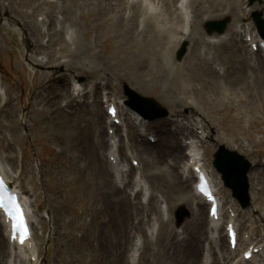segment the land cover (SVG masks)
<instances>
[{"label": "rangeland", "instance_id": "374dc122", "mask_svg": "<svg viewBox=\"0 0 264 264\" xmlns=\"http://www.w3.org/2000/svg\"><path fill=\"white\" fill-rule=\"evenodd\" d=\"M32 1L36 3L0 0V78L7 90L6 96L11 97L6 102L0 97V135L4 122L9 121L19 136V144L12 150L15 157L9 159L14 162V168L6 167L29 197V207L34 210L32 239L38 247L37 263L73 264L75 259L84 264H158L157 256L148 248L150 238H155L157 234L162 235V244L170 248L178 247L185 252L181 256L183 261H203L202 255L209 246L207 206L200 213L197 199L189 197L195 177H191L190 166L187 170L189 175L183 173V164L187 159L184 139L187 137L201 141L202 162L205 169H213L212 178L221 186L223 208L236 211L239 237L252 229L253 237L262 239L264 53L252 48L244 34L248 24L251 26L249 31L258 34L252 13L261 10L264 18L263 0H255L252 5L247 3L248 0H187V20L180 12L181 0H149L153 3V10L146 14L140 1L136 0L138 13L133 28L128 29L135 43L126 39L121 30L123 26L114 24L113 21L119 17L117 12L104 11L114 0H100L98 6L93 5L92 0L89 3L79 0L76 4L74 0H56L52 8L43 0ZM5 6L6 10L3 9ZM231 7L240 8L243 12L236 15L230 10ZM18 8L32 14V24L37 22L40 28L63 30V37L68 40V50L79 52L70 67L59 64L61 60L68 59L65 56L57 61L49 60L45 65L36 63L35 57L41 54L34 51V27L25 21ZM49 10L55 14L52 23L46 21L45 14ZM67 10L72 11L78 20L77 27L70 19L57 18L66 14ZM100 12L103 13L100 15ZM127 14L128 9L125 16ZM225 15L231 17V22L223 35L229 32L231 26L238 27L241 32L231 40L233 43L222 42L221 46H214L208 39L222 34L208 35L203 28L204 23ZM148 20L155 23L149 31L146 28ZM182 26L186 28V34L180 31ZM140 31L147 33L152 62L159 57L167 66L163 77L149 87L141 85L135 75L136 67L142 65L135 52L142 46L136 43ZM113 33L117 44L115 51H111L106 42V36ZM47 39V35L43 36L42 42ZM183 40L189 43L188 51L178 61L175 52ZM54 46L58 47L57 44ZM194 54L209 57L214 65L218 63L216 67L228 70L231 79L236 78L224 86L225 96L217 93L219 85L216 79L211 80V88L201 89L197 77L191 81L178 78L177 67L193 59ZM198 65L195 63L193 66L195 74L199 72ZM79 69H86L90 74ZM40 71L45 73L44 78L37 77ZM60 73L68 75L65 82L67 86L70 84L69 89L72 82H76L86 90L85 98H81L85 104L82 107L87 109L71 114V129L77 134L65 144H56L41 133L39 124L42 111L39 109V97L35 96L36 90L45 87ZM94 77L101 82V88L96 91L90 90ZM105 79L108 80L107 84L104 83ZM122 80L141 94L154 96L169 110V114L152 121L143 120L126 104ZM245 81H250V85ZM84 83L86 86H83ZM200 92L218 101L234 102L236 106L232 115L239 117V121L231 122L212 112L210 104L202 102ZM111 97L126 108L123 125L111 124L117 140L118 157L131 168L122 173L120 184L116 182L107 159L110 138L105 105ZM192 123H200L201 127L194 129ZM159 125L166 127L165 132L160 130ZM131 130H134V134ZM165 135H169L170 140L166 145H160L158 140ZM218 143L236 149L254 163L248 174L251 205L247 208L240 207L212 165ZM7 150L0 140V152L6 153ZM21 156L23 169L33 176L36 184L34 190L31 189L33 182L25 178L27 175L19 174ZM132 157L137 165L132 164ZM69 166L73 168L72 172L68 171ZM95 167L100 170L96 171ZM69 174L73 175L72 184L66 180ZM136 175L144 181L147 195L142 189L135 190ZM60 177L65 182L63 196L51 205L46 191L54 187L53 179ZM119 185L125 189L119 188ZM124 192L127 195L122 194ZM163 205L164 210L161 209ZM179 205H184L189 214L177 226L176 209ZM94 211L100 215L94 214ZM120 230L124 234L122 250L113 244V238ZM96 232L100 233V242L94 240ZM178 233L179 238L186 236L179 244ZM136 241L139 242L138 252L131 256L129 249ZM215 244L216 257L218 252H227L228 242L223 225L219 228ZM10 254L4 225L0 222V264H8Z\"/></svg>", "mask_w": 264, "mask_h": 264}, {"label": "bare ground", "instance_id": "6f19581e", "mask_svg": "<svg viewBox=\"0 0 264 264\" xmlns=\"http://www.w3.org/2000/svg\"><path fill=\"white\" fill-rule=\"evenodd\" d=\"M13 1V0H11ZM34 2L32 0H27V2ZM79 0H74L75 4ZM83 1V0H82ZM89 3V0H85ZM114 0V2H109V4L106 6L105 10H111L114 12H117L118 18H116L113 22L116 25L123 26L121 29L122 32L125 34L126 39L131 42L135 43V40L132 39V36L129 32L128 29H132L134 26V19L137 16L138 10L136 9V0H131V3L129 0ZM140 1V4L142 6V11L144 14L150 13L153 10V3L150 2L149 0H137ZM186 1L187 0H181L180 2V9L181 13L187 20V12H186ZM44 3H46L49 7H53L56 3V0H43ZM93 5L98 6L100 5V0H92ZM40 3V2H39ZM35 6V5H34ZM71 8V7H70ZM4 10L7 9L5 6L3 8ZM69 9V8H68ZM128 9V14L125 16V10ZM231 11H233L236 15H238L240 12H243L240 10V8H235L231 7ZM103 11V12H104ZM18 12L25 17V21L29 23L31 26L34 28L35 32V42H36V47L34 51L38 54H41L39 57H35V61L38 64L45 65L49 60L52 61H57L60 57L65 56L68 59L67 60H61L59 64H63L65 67H70L73 63L74 57L79 55V52H73L68 50L67 44L68 40H66L63 37V30L61 28H40L39 24L37 22H33L32 24V14H28V12L23 9V8H18ZM102 12V13H103ZM100 12V15L102 14ZM3 15V14H2ZM46 21H49L50 23L54 22V12L53 11H48L46 14ZM57 17V16H56ZM29 18L28 20H26ZM59 19H70L71 22L75 25V27L78 26V20L76 17L73 16L72 11H68L67 13L64 14L63 16L57 17ZM107 20H104L106 22ZM103 22V21H102ZM102 24V23H100ZM154 28L155 23L153 21L148 20L146 23V28L149 31L151 28ZM247 31L245 32L244 36L249 40V44L252 45L256 42H259V38L257 34L250 33L249 29H246ZM180 31L183 34H186V28L182 26L180 28ZM241 31L240 29H237L236 27L233 28V26L230 27L229 32L225 34V36H221L218 39L211 38L209 40L214 46H221L222 42H229L233 43V39L236 37L238 32ZM48 36V39L46 42H42V37L43 36ZM251 37V38H250ZM232 40V41H231ZM106 42L107 46L110 47L109 49L111 51H115L117 48V44L114 39V33L113 35L109 34L106 36ZM217 42L219 44H217ZM74 43V42H73ZM141 46V49L138 50L136 49L135 52L137 53L136 55L138 56L139 62L142 63V65H139L136 67L135 70V75L137 79L139 80V83L141 85H149L152 84V82L157 81L159 77H163V75L166 73L167 66L164 63L163 59L156 57L154 58L153 62L149 58L150 55V46H149V41L147 38V33L139 32L138 33V38L137 42ZM57 44L58 47H55L54 45ZM143 51L146 53L144 54ZM156 53V51H154ZM151 56V55H150ZM203 55H198L194 54L193 59H188L183 65L178 66L177 68V76L179 79H188V80H193L195 77H197L200 80V87L201 89H207L211 88L213 83L212 79H216L218 81V88H217V93L220 96H225V87L230 83L231 81H235L236 78L231 79L230 72L226 69H220L216 67L218 64H213V61L209 57H202ZM195 63H199L198 68L199 72L198 74H195L193 70V66ZM83 65V64H82ZM80 65V67L82 66ZM216 69H219L217 71ZM79 71L83 72H88L86 69H79ZM90 74V72H88ZM77 74V73H75ZM74 74V75H75ZM93 74H97L94 72ZM45 73L43 71H40L37 74L38 78H44ZM99 76V75H96ZM95 76V77H96ZM68 75L66 73H60L56 75L49 84H47L45 87L38 89L35 91V96L39 97V102H40V110L42 111L40 115V124L39 128L43 136L50 140L54 141L56 144H65L68 141L71 140V138L77 134V132L74 129H71L72 127V118L71 114L76 111V110H85L86 107L84 106V101L81 100L80 98L77 99L76 96H83L84 97V88L81 86V84H77L72 82V91L71 87L68 89V86L66 85L65 80H67ZM94 77V80L92 81V85L94 86V89L92 91H96L98 88H101V82L97 80V78ZM215 82V83H216ZM105 84L108 83V80L105 79L104 81ZM246 83V81H245ZM250 81H248L246 84L249 86ZM85 86V83L83 84ZM103 85V84H102ZM215 85V84H214ZM247 92V90H246ZM0 95L2 98H4L5 95V89L2 87L0 83ZM201 100L203 103H209L211 111L214 113H218L223 116V118H226L228 121L232 120L237 123L239 121V117H233L232 111L235 108L236 104L232 101L230 102H224L221 99L218 101L217 98H208L205 96L203 92H200L199 94ZM8 100H11V97L8 98ZM79 100V101H78ZM109 104H117V109H118V116L117 114L115 115L117 118L120 116L124 118V115L126 114L125 110L126 109L120 101L116 102L114 98H110L108 100L107 106ZM189 105V104H188ZM106 106V108H107ZM128 112V111H127ZM130 114H133L132 112H129ZM233 117V118H232ZM74 119L76 116L73 117ZM196 127H200L199 124H195ZM179 126V125H177ZM160 130L162 132H165L166 127L162 125H159ZM158 127V128H159ZM180 128H182L180 126ZM13 130V131H12ZM132 134H134V130L130 131ZM201 132V131H200ZM0 140L3 142L5 147L8 149L6 153L0 152V174H3L7 177L8 181L10 182L11 186L13 187L14 190H16L20 194L21 201L23 202L26 212H27V217L30 222H34V214L32 212V209L29 208V200L28 198L22 194V191L18 187L17 181L12 180L13 177L9 176L8 170L6 168V163L10 167H14V162L9 161L8 159H13L15 155L13 154L12 150L15 147V145L19 142V136L16 132V129L12 122H4L2 128H1V135H0ZM170 140L169 135L161 136L158 140V143L160 145H166ZM115 139L110 141V150L109 154L116 156L115 152ZM176 143V142H175ZM184 146H185V155L187 157L186 163L183 165V172L188 174L187 169L189 166L193 169L194 166H198L201 170L205 171L207 176L210 178L212 176L213 170L212 169H205L204 168V163L202 162V152L199 149L200 146V140L196 139L194 137H188L184 141ZM134 158V157H133ZM111 168L115 171L116 177L119 178L121 175V172L125 171L128 169L127 165L125 163H120L119 161H115L113 164L112 162ZM146 165H149L148 162H145ZM21 167V165H20ZM20 171L19 173L26 176L27 180L29 182H33V185L31 186L32 190L36 188V184L34 182L32 174L28 173V170H23L22 167L19 168ZM73 168L71 166L68 167V171L72 172ZM96 171H99L100 169L98 167H95ZM57 171V170H54ZM187 172V173H186ZM194 173V172H193ZM196 176V174L194 173ZM67 182L69 184H72L73 182V175L69 174L67 177ZM210 181L212 183V189L213 193L216 195L217 199V218H211L210 216L208 217V230H207V235H209V238L207 239L209 241V246L206 248V252L204 254V262L201 264H264V239H256L252 236V233L249 231L246 233H243L241 239H238L237 237V243L234 249L230 248V244L228 243V249L227 253L220 254L218 257L213 256L212 254L215 252V246H216V236L219 231V228L221 224H224L225 228L227 226L228 222H233L236 229L238 228V224L236 223L234 219V215L231 214V211H229V214H224L223 209L221 208V202H220V197L218 196L220 191H221V186H219L218 181L214 182L212 178H210ZM197 182V177L196 180L194 181V187L191 190V193L189 197H194L196 198V202L198 203L199 207L198 210L200 213L204 212L205 205L208 204L207 206V216H208V210L210 207V203L207 202V200L202 197L195 188V184ZM64 184L63 179L56 178L53 179V188H48L46 191V195L48 199L51 201V205L54 204L55 200H59L61 196H63V190H64ZM144 186L143 181L141 180L140 176H136V187H142ZM124 195H127L126 192L122 193ZM162 212V210L160 209ZM100 212V209H99ZM94 214L100 215L97 212L94 211ZM202 215V214H199ZM0 222L2 225H4V231L7 235V242L8 245L10 246L11 249V256L8 261V264H37L36 261V256H37V246L35 243L32 242V232L29 238H27L22 244H18L15 240L11 241L9 239V234H10V225L9 222L5 221V216L3 215L2 211L0 210ZM210 230V234H209ZM227 233V230H226ZM123 232L120 230L118 234H116L113 238V244L116 245L119 250H122L123 246ZM171 235L169 234L168 237ZM162 235L157 234L155 238H150L149 246L148 248L153 251V254H155L158 258V264H199L197 262V259H192L191 261L185 260L183 261L181 256L185 253L184 251H180L177 249L178 247H173L170 248L165 244H162L160 242ZM186 236H181L179 238V233H178V244L185 240ZM220 238V236H219ZM228 238V236H227ZM94 240L96 242H100V233L96 232L94 235ZM221 240L223 242V238L221 236ZM215 244V245H214ZM251 248L252 250V256L246 260L243 256L244 252ZM132 251V256L136 255L137 250H138V244L135 243L133 247L129 249V251ZM187 249H190L189 247ZM257 249V250H255ZM240 251V252H239ZM169 258V262L167 263V260ZM87 259V258H86ZM14 260V262H13ZM89 262V260L87 259ZM90 263V262H89ZM73 264H84L81 260H73ZM95 264V263H93ZM131 264V263H130Z\"/></svg>", "mask_w": 264, "mask_h": 264}, {"label": "water", "instance_id": "95a60500", "mask_svg": "<svg viewBox=\"0 0 264 264\" xmlns=\"http://www.w3.org/2000/svg\"><path fill=\"white\" fill-rule=\"evenodd\" d=\"M227 20L228 18H225L222 21L208 22L206 24L208 32L210 33L213 30L222 32L225 28ZM259 24L262 25V21L259 20ZM185 50V44H183L178 51V59L183 56ZM125 91L129 93L131 101L135 104V108L144 116L152 119L159 116H165L167 114L166 109L161 107L154 98L141 97L131 89H128V87H125ZM140 101L144 105H140ZM214 164L223 174L225 184L233 189V194L238 198L242 206L248 205L249 196L246 172L250 167V163L236 151H230L226 149L224 145H220L219 149L215 153ZM180 219L181 216L179 217V220Z\"/></svg>", "mask_w": 264, "mask_h": 264}, {"label": "snow or ice", "instance_id": "6c2138e0", "mask_svg": "<svg viewBox=\"0 0 264 264\" xmlns=\"http://www.w3.org/2000/svg\"><path fill=\"white\" fill-rule=\"evenodd\" d=\"M17 207V211H18V213H19V217H18V219L20 220V221H23V212H22V210H20L19 209V206L17 205L16 206ZM18 225H14V229L17 227ZM24 232L26 233L27 232V228H26V225L24 226ZM21 242H23V241H21Z\"/></svg>", "mask_w": 264, "mask_h": 264}]
</instances>
